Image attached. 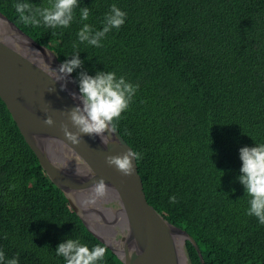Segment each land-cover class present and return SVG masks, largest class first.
Instances as JSON below:
<instances>
[{
  "label": "trees",
  "instance_id": "16d2710c",
  "mask_svg": "<svg viewBox=\"0 0 264 264\" xmlns=\"http://www.w3.org/2000/svg\"><path fill=\"white\" fill-rule=\"evenodd\" d=\"M15 3L0 0V12L61 62L78 54L77 82L113 71L137 86L116 129L142 155L148 202L194 237L204 264H264V225L247 215L238 180L240 148L264 143V0H78L70 26L55 29L24 24ZM113 4L124 25L101 47L80 43L81 27L101 30ZM68 239L105 246L99 264H123L50 180L0 97V251L18 264H65L55 251Z\"/></svg>",
  "mask_w": 264,
  "mask_h": 264
},
{
  "label": "water",
  "instance_id": "95a60500",
  "mask_svg": "<svg viewBox=\"0 0 264 264\" xmlns=\"http://www.w3.org/2000/svg\"><path fill=\"white\" fill-rule=\"evenodd\" d=\"M62 63L48 45L36 41L0 12V97L41 167L87 229L123 264H194L188 242L204 264L194 237L148 202L138 163L133 161L131 176L107 165V156L133 150L117 129L108 146L99 136L83 135L79 146L65 140L60 125L67 123L76 131L66 113L80 105V93L73 73L56 78L54 70ZM46 116L53 119L52 127L44 124ZM100 178L109 186L107 195L85 205L88 189ZM88 216L108 224L114 232V245L100 237ZM178 236H183L182 244Z\"/></svg>",
  "mask_w": 264,
  "mask_h": 264
},
{
  "label": "clouds",
  "instance_id": "9594fccd",
  "mask_svg": "<svg viewBox=\"0 0 264 264\" xmlns=\"http://www.w3.org/2000/svg\"><path fill=\"white\" fill-rule=\"evenodd\" d=\"M14 7L20 21L26 25L40 26L43 24L53 29L67 28L74 19L73 13L78 7V0H48L47 6L38 7L28 3L27 0H17ZM89 15L88 7L80 9L82 21L88 20ZM125 19L126 13L113 4L104 18L103 28L94 30L90 25L84 24L77 32L78 41L101 47V41L106 35L112 29H119L123 26ZM73 47L76 48L77 44L74 43ZM81 63L78 54L70 60H65L58 70H54L56 78L71 75L81 66ZM78 88L80 105L66 113L76 131H71L67 123H62L60 130L65 140L71 145L79 146L83 135L99 136L101 142L108 146L113 143L111 135L116 131V121L128 110L137 86L128 82L123 76L118 77L115 72L108 71L97 72L95 76L81 73L78 78ZM72 97L77 99L75 93ZM44 124L52 127L54 121L50 116H46ZM239 158L242 167L238 180L245 189V195L249 198L247 215L255 217L260 224L264 225V143H255L254 147L240 148ZM140 159H142L141 153L133 150L105 158L109 167L116 168L124 176L133 174V161L138 162ZM108 191L109 186L103 178H100L88 189L90 196L83 203L85 205L95 204L98 199L105 197ZM169 203L175 204L176 197H170ZM55 252L63 258L65 264H99L104 260L107 248L100 244L90 248L80 243L79 240L68 239L60 243ZM0 264H18V259L6 260L4 252L0 251Z\"/></svg>",
  "mask_w": 264,
  "mask_h": 264
},
{
  "label": "bare ground",
  "instance_id": "6f19581e",
  "mask_svg": "<svg viewBox=\"0 0 264 264\" xmlns=\"http://www.w3.org/2000/svg\"><path fill=\"white\" fill-rule=\"evenodd\" d=\"M88 219L95 224V226L97 227L96 230L100 235V237L109 244L114 245L115 243L114 232L109 228L108 224L104 220L96 219L93 218L92 216H88ZM177 239H178V243L180 242L181 244L184 241L183 236H178Z\"/></svg>",
  "mask_w": 264,
  "mask_h": 264
}]
</instances>
